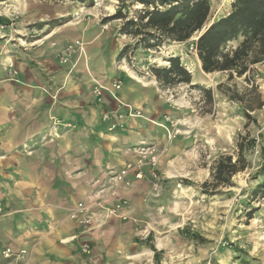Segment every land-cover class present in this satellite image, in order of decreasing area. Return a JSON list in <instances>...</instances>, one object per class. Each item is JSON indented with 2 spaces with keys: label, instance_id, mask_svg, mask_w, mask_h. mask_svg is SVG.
<instances>
[{
  "label": "crops",
  "instance_id": "0c3cea01",
  "mask_svg": "<svg viewBox=\"0 0 264 264\" xmlns=\"http://www.w3.org/2000/svg\"><path fill=\"white\" fill-rule=\"evenodd\" d=\"M95 8L73 0H0V16L11 24L0 38V201L8 212L0 216V264H78L84 240L100 242L121 217L135 220L155 197L151 166L130 171L117 188L116 177L138 163L140 146L162 151L161 126L172 111L154 75L151 84H140L116 68L122 46L113 28L87 14ZM64 17L48 30L33 27ZM78 40L83 48L76 46L70 62L61 64L60 52ZM191 60L196 72L207 74L197 54ZM12 70L14 81L8 80ZM96 82L102 101L93 92ZM126 104L143 116L119 119L128 113ZM105 112L111 119H103ZM53 129L58 136L50 141ZM159 183L158 192L166 183L160 172ZM123 198L129 203L120 214L108 216ZM80 205L85 209L73 214ZM6 248L13 250L10 258L2 254ZM21 250L28 253L18 258Z\"/></svg>",
  "mask_w": 264,
  "mask_h": 264
},
{
  "label": "rangeland",
  "instance_id": "374dc122",
  "mask_svg": "<svg viewBox=\"0 0 264 264\" xmlns=\"http://www.w3.org/2000/svg\"><path fill=\"white\" fill-rule=\"evenodd\" d=\"M104 1L107 2L94 0L93 6L84 5L96 7L87 14L113 28L122 49L128 46L126 54L116 58L117 69L124 70L140 84H151V68L168 66L172 56H179L188 70L190 63H195L191 60L197 54L191 48L196 42L192 37L185 42L157 39L151 41L150 47L137 48L140 37L121 33L120 28L125 20L137 17L145 6L136 0H108V4ZM233 1L212 0L211 21L227 14ZM6 7L3 5V9ZM14 7L12 4L10 8ZM119 9L126 18L112 17ZM106 17L111 19L103 23ZM0 22L8 23V15H1ZM239 41L230 42L228 48H235ZM75 42L67 43L60 52L61 64L70 62V59L62 61V56L66 47ZM250 68L243 76L234 74L233 78L224 71L203 74L194 69L189 70L190 84L164 87L157 83V92L173 115L161 126L166 139H162L165 143L158 164L166 183L156 191L150 208L140 217L135 220L121 217L123 221L115 222L118 226L103 235L100 242L95 237L84 240L80 250L83 258L78 264H264V200L251 198V191L260 180L255 173L264 163V106L251 110L259 102L256 92L264 100V62ZM15 74L17 70L9 72L8 80L14 81ZM118 82L122 85V79L113 81L114 90ZM96 86L103 87L98 82ZM207 89L212 90V105L207 102ZM102 96L103 92L99 101ZM125 115L128 113L117 117ZM57 136L53 129L47 139L53 141ZM251 140L253 147L245 150L249 167L233 176L230 185L214 187L212 170L219 157L232 155L236 159L238 145L249 146ZM0 203V216L7 215ZM5 250L3 256L10 258L13 250L9 256ZM22 251L18 258L28 253Z\"/></svg>",
  "mask_w": 264,
  "mask_h": 264
},
{
  "label": "trees",
  "instance_id": "16d2710c",
  "mask_svg": "<svg viewBox=\"0 0 264 264\" xmlns=\"http://www.w3.org/2000/svg\"><path fill=\"white\" fill-rule=\"evenodd\" d=\"M93 6L94 0H76ZM126 1V0H119ZM132 1V0H130ZM145 6L137 17L123 22L120 32L132 33L139 36L136 47L151 46V41L173 40L188 41L196 32H201L196 40L197 55L201 60L205 73L224 71L229 74L243 76L251 70L254 64L264 62V0H234L232 9L226 15L211 21L212 0H136ZM113 18H126L119 9ZM106 17L103 23L110 20ZM3 21V20H2ZM63 18L52 19L48 22L34 24L54 27L62 23ZM239 41L235 48H228L232 41ZM128 46L118 54L121 59L127 52ZM169 65L151 68L152 74L162 86H173L178 83L190 84L191 72L182 64L179 56L168 59ZM256 91V87L252 88ZM207 102L212 105L211 89L205 90ZM259 102L251 106V110L262 108L264 100L256 92ZM249 115V114H248ZM254 140L249 146L238 145L237 158L232 155H222L216 161L212 170L213 186L230 185L233 176L249 167L250 162L245 156V150L253 147ZM260 180L251 191V198L264 200V163L255 173ZM253 211V210H252ZM252 211L248 215L251 217ZM155 255L158 251L154 249Z\"/></svg>",
  "mask_w": 264,
  "mask_h": 264
},
{
  "label": "built area",
  "instance_id": "2783aa9c",
  "mask_svg": "<svg viewBox=\"0 0 264 264\" xmlns=\"http://www.w3.org/2000/svg\"><path fill=\"white\" fill-rule=\"evenodd\" d=\"M225 1V0H224ZM229 13V11L227 12ZM11 26V24L9 23H5V22H0V38H6L7 37V34H6V30L7 28ZM202 31L200 32H196V36H192V40L196 41L198 38H199V35L201 34ZM11 37V36H10ZM79 47L80 49L83 48V43L81 41H76L75 44H70L66 47L65 51H64V55L62 56V61L64 62H67L70 57L75 53V47ZM192 49H196V44H192L191 46ZM115 88L116 89H119L121 87L120 83H115L114 84ZM103 87L101 86H96L95 87V93H96V96L97 97H101L102 95V92H103ZM125 107L128 109V115L129 116H142V112L140 109H134L131 105L129 104H126ZM119 117H122V115H120ZM103 119L104 120H109L111 119V115L107 112H105L103 114ZM116 127V124L113 123L111 126H110V129H114ZM136 153L138 154L139 156V160H138V163L136 165H129L125 170H123L120 174L117 175L116 177V188L121 185L125 178H126V175L134 170L135 168L137 167H141V166H144V165H149L152 167V171H151V176L153 178V188L155 191H158L159 187H160V183H159V173L157 172L156 170V167H157V164L159 162V154L156 153V150L153 148V147H145V146H140L137 150H136ZM136 177L137 178H140L142 177L141 173H137L136 174ZM129 202L127 199L123 198L121 199L118 203H116L114 206L110 207L107 209V215L108 216H118L120 214V210L125 206L127 205ZM83 209L85 208H82V206L80 205V208L77 209L76 211H73V214L77 213L78 211H83ZM2 211V206H1V203H0V212ZM82 223L84 224V226H89L91 224V218H85L82 220ZM84 250H87L86 249V246L84 248ZM22 252H25V250H23ZM5 255L6 256H9L10 253H11V249L10 248H7L5 250Z\"/></svg>",
  "mask_w": 264,
  "mask_h": 264
},
{
  "label": "bare ground",
  "instance_id": "6f19581e",
  "mask_svg": "<svg viewBox=\"0 0 264 264\" xmlns=\"http://www.w3.org/2000/svg\"><path fill=\"white\" fill-rule=\"evenodd\" d=\"M194 69H195V64L194 63H190L189 70L193 71Z\"/></svg>",
  "mask_w": 264,
  "mask_h": 264
}]
</instances>
